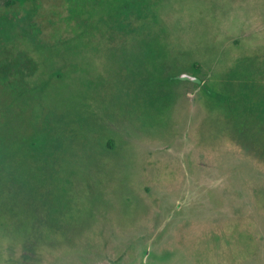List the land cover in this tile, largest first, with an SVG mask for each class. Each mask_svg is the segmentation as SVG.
I'll return each instance as SVG.
<instances>
[{
    "label": "rangeland",
    "instance_id": "rangeland-1",
    "mask_svg": "<svg viewBox=\"0 0 264 264\" xmlns=\"http://www.w3.org/2000/svg\"><path fill=\"white\" fill-rule=\"evenodd\" d=\"M156 6L166 25L163 37L175 53L191 52L194 63L218 59L224 69L237 54L264 47V0H162ZM5 11L32 12L41 37L66 33L65 0H0ZM157 45L162 49V40ZM138 57L132 52L125 60L107 49L75 59L79 71L69 75L71 82L55 76L57 90L44 104L46 116L64 115L91 133L100 127L98 117L100 123L108 117L107 142L114 148L62 136L50 160L48 123L39 120L40 133L19 125L27 142L14 171L0 155L6 165L0 172V264H264V156L187 82L169 81L173 103L142 124L136 117L145 99ZM80 101L105 105L107 116L96 106L80 115ZM33 137H40L46 157L37 165L29 154ZM213 234H225L228 244L207 240Z\"/></svg>",
    "mask_w": 264,
    "mask_h": 264
},
{
    "label": "trees",
    "instance_id": "trees-1",
    "mask_svg": "<svg viewBox=\"0 0 264 264\" xmlns=\"http://www.w3.org/2000/svg\"><path fill=\"white\" fill-rule=\"evenodd\" d=\"M9 1L6 0L7 3ZM161 1L65 0L68 14L63 18V30L66 33L55 31L48 38L40 36L42 28L33 21L32 12L25 15L18 11L0 13V155L8 160L9 169L11 167L14 171L11 165L16 156L24 154L22 148L26 147V131L22 133L18 128L21 123L22 128H34L36 133L41 131L39 120L48 123L44 136L46 146L48 144L52 148L50 160L60 151L62 136L72 135L77 140L89 138V142L97 143L99 150H104L106 146L114 148L111 142H107L110 138L107 135L108 117L101 123L98 117L100 127L91 133L78 121L71 120L72 123L64 115L55 114L53 119L52 114H48L53 112L51 108L47 107V116L44 114L47 96L52 88L57 90L53 87L55 76L59 82L70 80L69 75L79 71L75 59L81 60L89 53L107 49L111 56L125 60L132 57V52H138V61H142L139 72L142 71L141 88L145 99L136 109V117L142 124L146 117H156L173 103L175 88L170 86L169 81L187 82L200 87L208 103L220 108L227 120L233 121L234 129L239 132L238 138L257 146L258 152L264 156V47L237 54L224 69L219 68L222 63L218 59L211 65L199 61L194 63L191 52L183 55L175 53L169 37H163L162 26L166 25L156 6ZM160 40L162 49L157 45ZM189 56L190 63L193 62L191 66L186 63ZM186 67L191 68V73L201 82L179 79L178 75L187 72ZM83 70L81 67V73ZM85 85L102 86L101 83ZM67 91L64 90L65 94ZM78 105L80 115L82 111L93 113L96 108L107 116L105 105L101 103L80 101ZM134 113V110L129 112V118ZM149 124L144 123L145 126ZM238 126H244L248 131L243 133ZM33 139V149L29 150V154L33 162L40 161L37 165L42 160L45 162L46 157L41 151L44 150L42 146L39 147L40 137ZM43 140L44 137L41 143ZM16 145L19 150H16ZM4 160L0 161V172L6 168ZM9 184L13 185L11 179ZM183 233L187 234L186 231ZM207 240L218 245L221 242L228 244L225 234H213ZM224 249L227 248L224 246ZM26 264L29 262L26 261Z\"/></svg>",
    "mask_w": 264,
    "mask_h": 264
},
{
    "label": "water",
    "instance_id": "water-1",
    "mask_svg": "<svg viewBox=\"0 0 264 264\" xmlns=\"http://www.w3.org/2000/svg\"><path fill=\"white\" fill-rule=\"evenodd\" d=\"M178 77L181 80H190L193 82H201V79L199 77H197L196 75H194L192 73H188V72L181 73L180 75H178Z\"/></svg>",
    "mask_w": 264,
    "mask_h": 264
}]
</instances>
